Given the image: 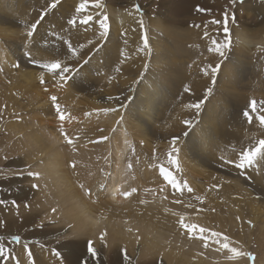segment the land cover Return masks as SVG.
Instances as JSON below:
<instances>
[{"label": "rangeland", "instance_id": "rangeland-1", "mask_svg": "<svg viewBox=\"0 0 264 264\" xmlns=\"http://www.w3.org/2000/svg\"><path fill=\"white\" fill-rule=\"evenodd\" d=\"M54 2L0 0V249L5 253L0 256V264H186L185 256L192 258L196 254L185 249L180 256L176 251V258L170 254L172 259L167 261L162 256L164 242L153 236L158 231L175 234L189 246L196 245L198 253L206 256L201 260L205 261L203 264H219L220 260L228 263L225 258L231 253L222 247L225 242L238 250L245 245L255 260L263 259L264 153L254 166L244 169L226 161L238 163L243 150L264 139V128L256 119L257 115H264V106L259 104L264 101V0H100L103 7L89 3L84 11H77L83 0H59L51 7ZM226 13L232 46L220 57L208 49L212 40L224 41ZM105 15L109 28L102 36L100 21ZM87 16L93 19L82 23ZM33 24L37 27L29 37L27 33ZM144 30L149 40L147 50L141 39ZM70 49H75L76 55ZM57 60L62 66L78 69L69 74L67 83L58 73L42 67ZM216 64H220V70L213 85L209 65ZM26 69H31L33 75L24 79L22 72ZM202 69H208V74ZM30 88L47 92L49 102L56 96L65 110L75 105L68 113L64 110L66 115L71 111L68 118L77 121L59 130L63 137L61 145H73L66 142L65 134L72 141L88 140L95 145L91 158L96 154L95 162L106 167L115 163L109 158L113 154L110 145L104 146L102 141H106L101 138L107 136L108 141L113 138L118 143L120 135L119 127L111 129L109 121L103 119L107 115L112 117L122 106L123 126L132 143L122 157L125 167L159 170L163 166L177 181H186L193 189L191 193L173 195L163 177L158 174L151 180L140 169L139 185L134 184L133 192L138 197L133 201L141 203L142 197L152 199L145 189L154 186L153 198L160 199L164 194L172 196L169 202H181L189 226L205 228L209 236L211 232L222 236L209 239L205 246L204 240L196 238L198 231L190 238L180 219L172 217L160 222L154 218L146 223L141 217L143 212L137 215L146 226L142 243L124 238L128 246L123 238L119 240L118 234L96 241L71 232L61 214L62 208L41 207L44 200L38 190L43 167L25 170L28 157H14L9 150L10 123L14 121L10 109L14 102L18 99L20 118L39 111L37 105H31L35 102L31 99L29 104L30 99L23 94ZM208 88L212 92L206 97ZM66 91L73 93L71 102L59 98ZM202 100L206 102L197 112L192 105ZM252 100L258 102L257 113H251ZM245 111L251 113V123L243 115ZM55 117L58 119V115ZM186 120L192 121L191 128L185 125ZM173 137H179L176 165L168 157ZM43 157L44 153L37 159ZM16 158L24 160L21 168L13 163ZM124 181L126 189L129 181ZM31 188L33 194L26 196V189ZM103 201V196L95 200V213L102 208ZM27 207L37 209V218L15 223L12 215L24 221L30 214ZM15 236L20 237L19 243L13 239ZM89 242L95 255L88 251ZM166 248L181 251L175 246ZM210 251L221 255H212ZM255 260L247 257V264H255Z\"/></svg>", "mask_w": 264, "mask_h": 264}, {"label": "bare ground", "instance_id": "bare-ground-1", "mask_svg": "<svg viewBox=\"0 0 264 264\" xmlns=\"http://www.w3.org/2000/svg\"><path fill=\"white\" fill-rule=\"evenodd\" d=\"M36 74L42 76L41 72H36ZM32 75L31 69H26L22 72V77L24 79L32 77ZM23 94L28 100L30 99L28 101L29 104L31 103V99L35 102L31 103V105H37L39 111L31 117L27 116L20 118L18 113V99L14 102V108L10 109L14 121L10 123L12 134L8 139V143H10L9 150L14 153V157H28L24 165L25 170L33 167H43V171H41L43 174V181L39 183L38 190L41 200L45 201H42L41 207L45 208L48 205L51 207L55 205L62 208L61 214L69 223L71 232H75L79 235H88L92 240L99 239L102 233H106L105 240L110 239L112 236L111 234H118L119 236L121 235L120 241L122 238L123 240L126 238L131 240H129V242L134 243L136 241H141L142 243L146 226L142 220L140 221L137 219V215H140L141 212H143L141 217L146 219V223H149L154 218L162 222L163 220H170L172 217H176L180 219V221L181 218H183V220H185L184 223L186 222L188 217L185 216V212L181 210V208H183L181 202L179 204L176 202H169L173 199L172 196L164 194H161L160 199L153 198L156 194L154 186L145 189L152 199H145L142 197L140 198L141 203L133 201V198L138 197L133 193L132 189L136 188L134 184L139 185L140 178L138 175L141 176L140 169L144 171L142 172L144 177L150 178L151 180L154 175L157 176L159 174L160 177H162V175L155 167H125L122 157L125 155V151L127 153L132 143L130 145L129 136L127 135L128 131L123 126L125 111L122 106L119 110L112 113V117L107 115L103 119L105 122L109 121V128L116 129V127H119L118 132L120 135L118 143L113 140V138L108 141L107 136L106 139H104L106 142L102 141L104 146H108L107 143L110 145L113 154L111 153L109 158H113L115 163L113 167H106L103 166L102 163V165H98L99 162H95L97 161L95 158L96 154L93 156L94 160L91 158V155L95 153V145L89 143L88 140L73 141V145L71 146H67L66 144L61 145L63 137L59 135V130L67 127L66 124L72 123L69 126H73V124L75 125L73 122L77 121L68 118L69 114L71 115V111L66 115V120L61 122L55 117V115H57L56 108L54 102H49V94L47 92L39 88H30ZM72 94L73 93L66 91V95L62 96L63 94H60L59 98H61V100L68 99V101L71 102L73 99ZM61 102L62 101L58 102L57 100L55 103H58L61 106V110L64 111L65 109H63ZM70 108H75V105H72ZM70 108L66 109L70 110ZM27 122L30 123L29 127L25 126ZM106 134L108 136L111 135V133L110 135L108 133H105V135ZM98 141L101 143V140ZM42 153L45 154V157L37 159ZM13 163L21 168L24 164V160H18V158H16L13 159ZM73 165H75V167H73ZM148 168L150 170H148ZM109 170H111V172H109ZM40 176L41 174L39 177ZM135 178L138 180V183H136ZM18 180H20V177ZM124 180L129 181V185L126 186V189L123 184L125 182ZM137 188L139 189V187ZM32 190V188L29 190L26 189V196L32 195ZM125 192H131V195L126 197L124 195ZM157 192L160 191L157 190ZM13 193L16 196L18 195L17 186L13 187ZM171 193L176 195L173 189ZM102 196L104 198L103 206L99 211L96 210L97 213H95L93 208L96 209L98 207H95L97 205H94L96 204L94 202L95 200H100ZM164 197L168 200H163ZM171 204H175V206ZM93 205L94 207L92 208ZM142 207L144 209H142ZM27 208L30 209V214L26 216L24 221L21 218L17 219L14 215H12V220L15 223H23L37 218V214L39 213L37 209ZM158 208H161L160 211ZM188 208L189 207H186L185 210L187 211ZM253 222L256 223L255 217L253 218ZM174 227L176 228L177 226ZM155 235H157L160 241L164 242L162 256L166 258L167 261L172 259L170 254L176 258V251L180 253V256H183V253L186 252L185 249L188 251L190 249L196 251V254L192 258L185 256L186 264L205 263V261L201 260L206 256L203 255V253H198L199 248H197L196 245L189 246L185 241L179 240L177 235L171 233L166 234L163 231L154 232L153 236ZM247 235H249V233ZM166 246H175L181 251L177 249L174 250L175 252L169 251ZM239 250L248 252L249 249L244 245L242 248H239ZM194 251L193 253H195ZM217 252L218 251H212L211 254L217 256L219 254V252ZM231 255L232 253L229 257ZM229 257L225 258L229 260L228 263H226L225 260H220L221 263L219 264H247V256L237 257L235 259H229ZM255 264H264V258H257Z\"/></svg>", "mask_w": 264, "mask_h": 264}, {"label": "snow or ice", "instance_id": "snow-or-ice-1", "mask_svg": "<svg viewBox=\"0 0 264 264\" xmlns=\"http://www.w3.org/2000/svg\"><path fill=\"white\" fill-rule=\"evenodd\" d=\"M59 0H55V2L51 5V7H55L56 3H58ZM89 3L94 4L95 7H103V5L100 3V0H83V2L78 6L77 11H84L88 6ZM200 11H205L204 9H200ZM43 19V16L41 17V20ZM93 19V17L91 16H87L85 19H83L81 22L84 24H87L89 21H91ZM107 20L108 17L107 15H105L103 17V19L100 21V26L101 29H103L104 31L101 32V35H105L107 29L109 28V25L107 24ZM39 23V21L37 22ZM70 23H75V21H70ZM213 23H220V21H213ZM223 32L225 34V39L223 42H219L217 40H212V44L211 47L208 49L209 51L215 52L217 53L220 57H224L225 56V49H229L232 46V40L230 37V31L228 28V16L227 13L225 14V19L223 22ZM141 28L143 29V23L141 22ZM37 25L33 24L31 26V30L28 31L27 35L29 37L33 36L34 31L36 30ZM196 27H199L198 25ZM205 35H207V33H205ZM142 43L144 46V49L147 50L149 48V40H148V35H147V31L144 30L142 32ZM72 51L73 55H76L75 49H70ZM84 63H87V61H84ZM14 67H18V65H14ZM42 67H45L48 69L49 72H52L53 74H59L61 80H63L65 83H67V81L70 79V73L74 72V71H78V69H73L71 66H62L61 62L59 60L53 62V63H49V64H45L42 65ZM209 69L211 70V75H212V82L213 85L216 82V75L220 70V64H216L214 67L209 65ZM202 71L207 75L208 74V69H202ZM189 89H186V91H188ZM212 89L208 88L206 91V97L208 95H211ZM57 97L56 96H52L51 100L54 102V106L56 108V112L58 115V119L61 122H64L66 120V114L64 113V111L61 110V106L58 103H55L57 101ZM206 102L205 100L202 101H198L197 103L193 104L192 107L199 112V110L202 107V104ZM260 105L264 106V101L259 102ZM258 102L255 100L250 101L249 103V107L251 109V113H257L258 112ZM117 109H108L106 111H116ZM251 113H249L248 111H245L243 113V115L247 118L248 122L251 123L252 122V115ZM256 119L259 121L260 126L262 128H264V115H257ZM185 125L189 128L192 127V121L190 120H186L184 121ZM185 135H187V133H185ZM65 138H66V142L69 144H72L73 141L67 137V135L65 134ZM101 139H106V138H101ZM179 140V137H173L172 141H171V151L168 153V157H169V162L173 165H176L178 163L176 156L179 153V148L176 146L177 142ZM264 153V139H260L257 144L250 148V149H245L243 150L240 154H239V162L237 163L236 161H226V163H230V164H234L236 168L238 169H244V168H248V167H252L257 163V158L261 157V154ZM264 158V157H262ZM73 167H75V165H73ZM164 181L171 186V188L176 192V193H180L182 194L184 191H187L189 193H191L193 191V189L188 186L187 182H179L175 179L174 174L170 171V170H166L163 166L160 167L159 169ZM30 175L33 176H38V173H30ZM34 187H38V185H34ZM132 191L134 192L135 189H132ZM124 195L127 197L129 195H131V192H125ZM196 199H200L199 197H196ZM176 203H180L179 200L175 201ZM202 202V201H201ZM0 203H3V201H0ZM14 206L16 205V202L13 201L12 202ZM55 211V209L53 210ZM181 226L189 233L190 238L192 236V233L194 231H198L199 235L196 237L198 239L204 240L205 241V246H207V241L211 238H216V237H221L222 233H218V232H211L210 236L206 235V233L208 232L207 229L199 227L197 225H191L189 226L188 224L184 223L183 218H181ZM106 236V233H102L101 234V240H104ZM13 239L19 243L20 241V237L19 236H15L13 237ZM224 241L228 240V237L224 236L223 237ZM217 243H220V240H216ZM25 247H27V245H25ZM222 247L224 249H227L230 253H232V255L229 257V259H235L237 257H242V256H247L248 259L250 260H255V257L251 254V253H247V252H243L238 250L235 247H230L229 243L225 242L222 244ZM88 251L92 254L95 255L96 251L94 249V247L92 246L91 242H89V248ZM5 255L3 249H0V256ZM29 255H31V253H29Z\"/></svg>", "mask_w": 264, "mask_h": 264}]
</instances>
